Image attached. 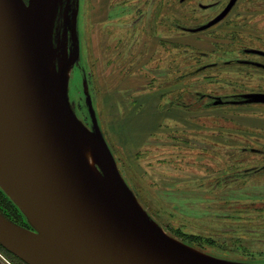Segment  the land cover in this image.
<instances>
[{
  "label": "rangeland",
  "instance_id": "rangeland-1",
  "mask_svg": "<svg viewBox=\"0 0 264 264\" xmlns=\"http://www.w3.org/2000/svg\"><path fill=\"white\" fill-rule=\"evenodd\" d=\"M53 1L50 73L123 194L200 255L264 264V0Z\"/></svg>",
  "mask_w": 264,
  "mask_h": 264
},
{
  "label": "water",
  "instance_id": "water-1",
  "mask_svg": "<svg viewBox=\"0 0 264 264\" xmlns=\"http://www.w3.org/2000/svg\"><path fill=\"white\" fill-rule=\"evenodd\" d=\"M44 2L0 0V165L34 227L0 212V243L28 264H231L194 252L146 218L123 194L98 135L92 145L115 194L96 181L48 67Z\"/></svg>",
  "mask_w": 264,
  "mask_h": 264
},
{
  "label": "bare ground",
  "instance_id": "bare-ground-1",
  "mask_svg": "<svg viewBox=\"0 0 264 264\" xmlns=\"http://www.w3.org/2000/svg\"><path fill=\"white\" fill-rule=\"evenodd\" d=\"M53 0H45L44 2V9H45V14H44V19H43V44L45 45V42L47 40V31H48V26L50 25L51 17L53 14ZM76 138H77V144L78 148L80 151V154L84 161L86 162L89 170L91 171L92 175L96 179V181L99 183L101 188L110 193V194H115V190L109 185L107 179H105L96 169V164H97V157L95 153L92 150V147L90 145V139L86 133L82 129H78L76 131ZM0 183L4 187V189L12 193L13 189L11 186V181L7 174L5 173L3 167L0 165Z\"/></svg>",
  "mask_w": 264,
  "mask_h": 264
},
{
  "label": "trees",
  "instance_id": "trees-1",
  "mask_svg": "<svg viewBox=\"0 0 264 264\" xmlns=\"http://www.w3.org/2000/svg\"><path fill=\"white\" fill-rule=\"evenodd\" d=\"M0 212L5 215L11 221L22 225L24 227H28L27 224L23 221L21 213L16 205L8 198V196L0 189ZM0 247L7 252L8 254L12 255L15 259L19 262L26 264L21 258L14 255L10 251H8L5 247L0 244Z\"/></svg>",
  "mask_w": 264,
  "mask_h": 264
},
{
  "label": "built area",
  "instance_id": "built-area-1",
  "mask_svg": "<svg viewBox=\"0 0 264 264\" xmlns=\"http://www.w3.org/2000/svg\"><path fill=\"white\" fill-rule=\"evenodd\" d=\"M0 264H14L0 251Z\"/></svg>",
  "mask_w": 264,
  "mask_h": 264
}]
</instances>
